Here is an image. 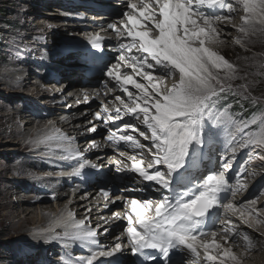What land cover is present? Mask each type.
I'll use <instances>...</instances> for the list:
<instances>
[{
	"label": "snow or ice",
	"instance_id": "obj_1",
	"mask_svg": "<svg viewBox=\"0 0 264 264\" xmlns=\"http://www.w3.org/2000/svg\"><path fill=\"white\" fill-rule=\"evenodd\" d=\"M237 2L245 13L239 31L244 36L258 30L264 33V0ZM226 7L230 10L225 0H131L129 11L118 21L119 26L117 23L108 25L119 38V55L115 63L105 64L101 69L109 78L103 81V95L118 88L126 96L115 95L114 101H118V105L109 108L104 104V115L101 112L94 115L97 119L112 121L122 120L124 116H131L134 121L142 120L145 131L134 122L125 121L110 131L107 139L147 149L151 162L144 165L143 153L139 154L140 159L130 155L127 157L130 165L120 167L122 161H117L116 171L127 169L137 173L143 180L154 182L164 193L155 201H127L130 206L127 243L132 255L141 257L143 264H183L182 260L173 259L174 252H190L199 257L201 249L208 261L225 264L231 260L233 264H239L233 250L216 241L215 231L202 230L213 221L221 193L229 188L226 171L231 168L235 153L249 146L264 147V114L259 119L237 121L229 111L230 104L216 107L226 99L228 92L257 102L251 92L253 82L247 80L250 74L238 75L237 66L210 47L218 42L215 21L230 18L217 14V10ZM236 42L240 44L242 40L238 38ZM90 43L96 49H102L103 38L93 34ZM94 59L104 63L103 57ZM168 79L175 81L171 87L167 85ZM237 79L245 83L233 85L232 81ZM109 83H113V87L109 88ZM93 91L96 95L101 94L99 88ZM84 95L87 99V90ZM225 129L234 143L230 145L232 157H222L224 170L210 171L202 177L194 175L204 160L205 146ZM90 130L95 131V128ZM133 132L149 140L151 146L142 144ZM237 132L242 133L239 141H236ZM51 141L63 146L65 154L61 159L76 161L68 175L78 176L86 166L96 167L83 159L82 152L67 136L57 131L39 142ZM242 187L237 184L233 190ZM226 207L236 206L228 204ZM68 215L66 230L59 239L96 245L98 250L90 251L79 261L65 259L63 264H95L99 257H112L123 252V241L119 238L111 247L99 248L98 233L85 220H76L72 213ZM249 215H252L251 211ZM223 231L236 235L234 225ZM207 236L213 237L211 242H204ZM243 239L251 248V238L244 234ZM225 240L227 242V237ZM210 249H222V252L217 256Z\"/></svg>",
	"mask_w": 264,
	"mask_h": 264
},
{
	"label": "bare ground",
	"instance_id": "obj_2",
	"mask_svg": "<svg viewBox=\"0 0 264 264\" xmlns=\"http://www.w3.org/2000/svg\"><path fill=\"white\" fill-rule=\"evenodd\" d=\"M45 1L46 0H33L30 3V5H28V6L25 5L23 8L25 10L23 14L29 15L30 13H33V14L27 16V17H31V16L33 17V18H30L28 20V22H30L31 19H34V18L36 19V17L34 16L36 14H38V15L42 14V15L47 17V18H40V20H38L39 22L36 25L37 31H41V30L45 31V32H40L42 34H41L40 38L37 39L38 42H28L27 43L28 46L32 45V46L39 47V48L28 47L31 49V50H29V51H31L30 53L33 52L34 55H36L37 58H39V59H41V57L45 59V60H43V59L39 60L41 62L34 63V65L36 67L41 68L40 71L37 73L35 69L30 68V63H31L30 61H37V59L35 57L30 58L29 61H27V62H22L20 60H19L20 63H18V64L13 62L10 65L8 64L9 66H8L7 71H4V70L0 71L1 81L5 84L6 87H8L10 89H21V90L25 91V90H27V88H26L27 86H25L24 85L25 83H23V82H25L26 80H29L30 87L28 88V90L32 92L33 98L30 100L31 103L27 102L26 104H24V106L19 108L16 112L12 111L10 113H4V114L0 113V120H1V122H3L1 124V129H3L4 131L6 129L11 130V132H13V134H15L16 137L24 138L23 141L25 143H23V144L26 145V147H35V148L38 147V149L41 153L46 154L45 157H48L47 158L48 162L49 161L53 162V165L49 164L48 162L42 163V164L44 166L50 168V170H51L50 173L52 175H55V176L57 175V176L56 177L53 176L51 178L45 177V178L41 179V178H39L40 173L38 171H35V169L31 170L29 167L30 165L28 166L25 162L22 163L21 165L18 164V166L16 167V169H17L16 172L18 171L17 173H19V174L23 172L22 175H26V177L29 176L30 179H32L31 182L38 181L40 186H42V190L49 191L48 193H51L53 196H55V199L57 200L56 210L58 212L61 213L65 209H67L68 214H69V212L72 213L76 210V220H78V221L84 220V218L86 217L85 223L91 229H95V227H98L100 233L103 231L109 230L110 231L109 232L110 237L109 236L97 237L98 240H101L100 242L98 241L99 247L104 246V247H101L104 249L111 247L112 245L115 244L112 241V240H114V238L111 239V235L112 234L113 235H118V234L122 235V238L120 239V241L125 240L124 242H126V244H124V242H123V246H124L123 252L117 253L118 257H116V256L99 257L97 259V261L95 262V264H97V262H103L102 264H108L105 262L106 259H111V260H108L109 264H116V263H118V260H122L123 261L122 264H137L134 256L132 255L131 251L128 249L127 238L124 236L125 232H122V234L119 233V231H121L122 227L128 225V223H129L128 219H127V215L130 212V206L128 205L127 201L129 199H140V200L152 199L154 201L159 200L161 198V195L164 194V193H162V190L159 189V186H157L154 182H148V181L143 180V178L140 177L137 173H134L135 176H133L131 178L130 183L134 184L136 187L140 185V187L139 188L133 187L132 189L127 190L124 186H122L123 183L120 181V178L123 175H126V176L131 175L130 174L131 171L125 172V170H124L120 173V175L118 174L117 176L112 177L111 175H112L113 168L109 167L108 172L106 170L105 171L102 170L101 172L99 170H96L100 173L94 172V175H98V176L93 177V173H92L93 169L85 167L83 169V171L81 172V175L83 176L84 182H86L88 184V186H92L89 184L93 183V187H92L93 190L91 191L93 193L91 194V197L89 199H86L87 197L85 198V196H83V195L80 196L77 194L74 196L73 204L71 206H67L68 202H66V200L62 201V199L66 196L70 197V195H68V194L72 193V191H71L72 188L71 189L69 188L71 186L69 185L68 182H69V179H71V178H70V175H68V173L72 171L73 167H75L76 161L75 160L61 159V156L65 154L62 151L63 146L57 144L55 141H51L48 143H41V142H39L40 140H38V142L41 144H36V141L34 140L38 137L41 138L44 136L47 137V136L55 135L58 131L59 134L67 136L73 142L74 141L79 142L80 140H86L85 142H95V146H93L92 144H91L92 145L91 146L89 143H87L84 146V147H87V145H90L89 149H87L86 152H83V149H82L83 147L80 148L79 147L80 145L79 146L76 145V147L79 148V150L82 152L83 159L85 161H87V160L91 161L94 158H97L98 161L100 160V162L101 161L105 162L107 160V158H109V155H110L111 151H113L114 147H118V148L121 147V149H123L125 151V153L128 154V156L137 155V158L140 159L141 157L139 154L143 153V157H145L146 154L144 152L140 151V149H137V148H134L130 145H127V143H125V144H123L121 142L109 143V140L105 139V137H103L105 134V131H107V129H108L107 127H105V125L107 124V120L97 119L94 114L96 112H101V114L103 116L104 114L101 111V109H102V106L104 104H107L109 108H113V106H114V104H112V102L114 101V95H112L110 93L107 96L103 95V92H102V91H104L103 90V88H104L103 83H101L99 87H100V90L102 92L101 100H102V102H105L104 104L102 102H100V99L92 100V96L95 95L93 89L98 88L94 85H87L86 87L81 88V90L84 89V91H83L84 93H85V90L88 91V98L87 99H85L84 94H82V93L78 94L79 91H76L75 95H71L69 93V92L72 93L75 89H77L80 86L79 80L74 79V76H75L74 71L75 70L80 69L83 72H85L86 70L99 72V71H101L102 67L103 68L105 67V64L115 63V60H114V62H112V61H113V59H115L116 54H117V46L119 43V38L118 37H116V39L112 38V44L110 43V40H109V42H107V45L105 46V48H103L104 47L103 46L104 40H103L102 49H96L90 43V37L93 34H99L102 38H105L107 36V32L110 35H111V33L116 34L112 29H110L108 27V25L110 23H117L118 24L119 19H117V16H119L121 14V11L113 9V8L115 5L116 6L121 5L120 10H122V8H126V10H127L129 3H127L126 0H115V2H111V0H59V1H61V4L58 6L57 2L59 3V1L58 0H52L51 3L53 5H55V6H52L49 3H45ZM49 2H50V0H49ZM79 2H81L80 5H78ZM225 2H226V5L230 6V10H229V8L223 9V10H217V14L220 15L221 17H230V18H227V19L222 18L218 21H215V26H216L217 32L219 33V36L217 37L218 42L213 44V45H210V47H212L213 50L217 51L220 54L224 53L226 48L229 45V41L227 40V38H225V36L242 38L246 42L253 43L260 38V34H261V32L259 30L255 33H249L247 36H244V34L241 32L238 34H234V33L232 34L230 32L231 31V25H229V24L237 25L240 27L242 24L241 17L245 13L243 11H238L237 9H233L237 5L240 7V4L237 2V0H225ZM94 3L95 4H102L103 6H105L107 8L108 11H110V14H107V12H108L107 11V12H104V14H99V16H98V17H100V19L98 18V20H105V17H107L109 19L108 22L96 21L95 23H91V24H89V26H87V21H89V19H86V18H87V16L92 15V14L87 13V12L82 14V16L80 17V20L78 22L69 21V19L74 20V15L77 13L76 10H78V9H84L86 7L87 9L91 8L92 10H96L93 7ZM38 6H42V8H44L45 11L39 12V13L35 12V8ZM55 11H56V13H53ZM79 11H85V10H79ZM52 15H53V19L48 18V17H52ZM63 15L66 16V20H68V21L67 22L62 21L63 23L58 22L57 19ZM102 15H104V16H102ZM106 15H108V16H106ZM118 26H119V24H118ZM97 27H98V29H96ZM75 31H78V32H75ZM36 33L37 32H35L33 34H36ZM67 33H76V34L80 33V36L78 35V37H77V35H75L76 38H78L77 40H75V41L70 40L69 42H65V43H64V41H62V44L61 43L57 44L58 40H55L54 44L52 42H49V41H51V37L54 39H56V37H58V38L62 37L63 38L64 36L67 35ZM51 44L53 46H51L49 48H51V50H52V48L54 47L53 49H55V50H54V52L52 51L53 53H51L50 50H49L50 52H48V50L44 49L45 45L50 46ZM65 44H66V46H64V50L69 49L71 51V53L67 54L66 57H63L62 59L59 60L58 58H60L61 55H63L62 54L63 50L58 51L59 49L57 50V48L59 47V45L63 46ZM111 45L114 46L115 50H113V51L115 53L109 51L110 50L109 47H111ZM68 47H70V48H68ZM35 52H36V54H35ZM118 55H119V53H118ZM98 57L104 58L103 64L98 63L96 61V59H94V58H98ZM55 58H57V59L55 60ZM91 60H93V62H95L93 65L91 64ZM18 65H20V68ZM100 65H101V67H100ZM21 66H22V68H21ZM52 73H55V76H57V77H55L53 79V83L50 84ZM46 74L48 75V77L45 79ZM58 75H60V77H58ZM103 76H105L103 74V72L96 74L95 79L93 81L99 82L100 78ZM105 79H107V78H105ZM137 79L144 82V83H147L146 81H143L142 78H140V77H137ZM176 79H178V76L176 77ZM61 80L65 81L64 87H62V88H60L61 87V84H60ZM39 81H43L44 85L40 84ZM174 82H175L174 80L168 79L167 80L168 87H171V85ZM113 83H109V88L113 87ZM59 84H60V86H59ZM54 85H55V87H54ZM71 87H73V88L71 89ZM51 88H54V89L56 88V89L55 90L53 89V91H52ZM132 91H135V89H132ZM17 92H18V90H17ZM67 92H68V94L66 95ZM60 94H62V95H60ZM63 95H66L65 99H61V97H63ZM115 95H122L123 96V94L120 91H118V93H116ZM76 98L79 100H82L83 102H80V103L77 102ZM38 100L39 101L45 100L43 102L47 105L50 104L51 101H54L55 104L57 103L56 107L58 109H60V111H62L61 115H64V117H61V119H59L56 123H55V121L54 122L51 121L52 117L49 118L51 120H49V119L43 120L44 118L40 119L39 116H36L33 112L30 111V108L31 107L34 108V105H36L39 102ZM115 102H116L115 104L118 105V103H117L118 101H115ZM71 103H73V104H71ZM54 107H52V108H54ZM12 108H14V107H12ZM83 109H84V111H83ZM51 112H52V110L50 109V113ZM45 113H48V112L46 111ZM42 116H44V115H42ZM90 117H92V118L89 120L90 122L87 123L86 121ZM45 118H46V116H45ZM93 118L95 119V121L93 120L94 122L91 125V121ZM55 119L57 120V118H55ZM125 121L134 122L140 128V130L145 131V128L142 124V120L134 121L133 118L130 116ZM125 121H123V123ZM112 122L113 121L111 120L109 125L110 124L114 125ZM36 124L38 126L36 127V130L34 131L33 126ZM94 125H100L102 127L97 128L95 131H93L91 133L83 134L84 132L89 131L90 129L94 128ZM2 132L3 131L0 130V133H2ZM135 136L137 137V135H135ZM235 136H236V141H239L241 136H242V133L237 132V133H235ZM138 137H140L139 134H138ZM232 143H234V141L230 140V138L228 136L227 129L220 132V135L218 138L214 139L210 145L205 146V148H204V152H205L204 160L202 161L200 168L194 172V175L202 177L203 175L208 174L210 171H222V170H224L223 168L221 169V168L215 167L214 165H216V163L212 166V168H214V169L211 168V165L214 163V161H217L218 159H222V157H224L225 155L232 157L233 154L230 151V145ZM149 144L151 145V142ZM55 149H56V151H55ZM100 151H101V155L91 158L93 155L99 154ZM262 151H263L262 147L257 148L255 146H252L249 149V154L246 153L244 155L245 157L242 160H240V163L245 158H247V160H246L247 162H245L246 164L253 162L254 160L259 158L261 153H263ZM237 152L235 153V158L232 160L231 168L226 171V175L229 178L230 183H229V188L225 192L221 193L220 202H222V207L219 208V206H218L214 210V219H213V221L208 222V223H211L210 226L211 225L213 226L211 231H216V232L219 231V234H221L223 231L220 228L217 230L215 229V226H216L215 221L217 219L219 220L218 217L221 215V213L223 214L225 212L224 209L226 208V205L230 204V202L235 200V198H236L237 203L241 204V203H243V201L246 200V198H248L246 196H252V197L256 196L257 197L258 191H256L254 193L253 192L254 189H256L260 185L264 184V178L262 180H260V179H258L259 175L256 176L258 173L255 172L256 175H254V174L253 175L252 174L247 175L244 171H243L242 176L238 179H235V181L233 182V175L235 177L236 172L231 174L232 169L235 166V164L238 162V160L240 158H242L241 157L242 153L237 155ZM47 155H49V156H47ZM208 156H211V157L208 158ZM41 158L42 157L40 156L39 159H41ZM146 161H147V163L151 162V160H148V159H146ZM44 162H45V159H44ZM240 163H239V165H240ZM35 166H37V165H33L32 168H34ZM242 168L245 170H248V167L245 165H243ZM43 171H44V169H43ZM44 173H46V172H44ZM79 176L80 175H78L77 177L79 179H81L80 178L81 176L80 177ZM248 177H251V178L254 177V179L252 181L248 179L249 180L248 181L247 180ZM35 178H39V179L35 180ZM52 179L59 180V183L54 182ZM29 181L30 180H28L27 182H29ZM62 181H64L63 183H64L65 188H62L63 187ZM27 182H25L24 184H23V182H21L20 185H25V184H27ZM75 182H77V181H75ZM237 184H242L243 187L240 188L239 190L234 191L233 188ZM83 187H85V186L83 185ZM68 189H70V190H68ZM80 190L83 192L82 189H79L76 191H80ZM261 190H263V189H261ZM105 193H107V195H105ZM98 194H99V196H98ZM235 194H238V195L242 194V195L240 197H238V195H235ZM251 194H253V195H251ZM96 196L98 197L97 199L100 200V202L96 203V204L91 203V200L94 199ZM231 197H232V199H231V201H229V199ZM47 198L48 197L46 195L43 199L46 200ZM259 198H260V196H259ZM38 199H40V198H38ZM124 199H125V201L122 203V201ZM237 199L239 200V202ZM41 202H42V200H41ZM80 203H83V204H80ZM86 203L87 204L90 203V205L85 206ZM103 204H104V206H106V208H109V209L114 208L116 212L112 211L111 216H107V212H105L104 209L101 208V207H103ZM258 204L260 205V207H264V198L259 200ZM36 209L38 211L42 212L41 215H42L43 219L46 221L45 223H47L51 219L53 220V218H55V216H59V214H60L59 213L55 216H52V214H51L52 212L49 209V206L48 207L38 206ZM87 209H88V211L86 214ZM89 209H91V210H89ZM244 209H246V208H244ZM244 211L246 212V210H244ZM234 212H236V214L238 213L237 214L238 216L241 215L242 218L247 223H249V225L252 226L253 230L256 231V233L259 231L264 235V216L261 217L260 219H259V216L257 218L252 217L250 215H247V212L244 213L238 207H237V210ZM262 214L264 215V213H262ZM66 216H68V215L63 216V217H65L63 221H59V225H61L62 227L57 226L58 229H56L55 232H52L53 234L58 235V233H64V230H66V229H65V226H63V224H65L66 221H68V218H66ZM223 216H224V214H223ZM105 217L108 219L112 218L114 223H116L111 227L112 229H109L110 227L108 225L100 226L99 220H104ZM13 218L15 219L17 217L14 216ZM61 219H63V218H61ZM30 220L27 217H24L23 219H21V221H22L21 222V228L23 229L25 227V225L28 224V222ZM234 221H235V219H234ZM25 222H26V224H25ZM204 227L205 226L202 227V230L207 232V229H205ZM236 228L237 229H235V233H236L235 236L233 235L232 232L227 233L226 237H227V239H230V243L232 241L237 240V235H239V233L241 234V237L244 236V234H247L251 238V241H252V247L248 248V249H251V250H249V253H248L247 249H246L247 246L244 245V244H246L245 240L242 241V239L239 238V243L237 244V246L242 247V248L245 247L244 250H241L240 252L238 251L239 254L236 253V256L238 257V260H239V264H262L263 260H264V242H263V239L258 238L257 235L255 234V232H252V231L249 232L243 226H239V227L237 226ZM19 229H20V227H19ZM126 230H127V227H126ZM52 231H54V229ZM211 231H208V232H211ZM50 234L51 233H48V235L46 234V236L50 237V238H47L48 242L46 244H45V241H40V243H42V244H40L39 247H42L43 251H45L47 249V247H49L50 250L53 249L54 253L59 252L57 249H61V250H64L66 252H69V253L78 252V253H81L79 255H83L82 253L85 252L84 249L91 247V245H85V244L80 243L79 241H69L72 243V246L64 249L62 247H59V245H57V243H56V242H58L59 238L58 239H56V238L52 239V236ZM217 236H219V235H216V237ZM114 237H117V236H114ZM39 239H41V237ZM212 239H213L212 236H207L205 238L204 242H211ZM37 242H39V241H37ZM222 242L220 243L221 245H222ZM95 246L96 245H94V247H93L94 250L97 249ZM232 246L236 247L234 245H230L231 248H232ZM176 253H181V252H176ZM182 253H184V256L180 260L183 261V259H184L183 264H193V263H188V262H196V263L198 262V261H195V259H190L187 262L186 261L187 259H185V257L189 256L188 252H182ZM32 257H34V256H32ZM32 257L26 259V261H21L19 264H35L34 263L35 258H32ZM35 257H36V255H35ZM67 257L68 256H66V258ZM69 259L71 261H73L71 258H69ZM174 259H178V258H174ZM198 260L201 262V264H212V263L219 264V262L207 261L206 259H203V258L198 259ZM227 261L229 264H233V262L231 260H227Z\"/></svg>",
	"mask_w": 264,
	"mask_h": 264
},
{
	"label": "rangeland",
	"instance_id": "obj_3",
	"mask_svg": "<svg viewBox=\"0 0 264 264\" xmlns=\"http://www.w3.org/2000/svg\"><path fill=\"white\" fill-rule=\"evenodd\" d=\"M32 1L33 0H0V8L4 12L2 15H0V33L5 31L4 28L1 27L2 22L9 21L12 24V26H14V27H16L18 29V32L23 34V36H21V38L23 40H25L27 43L28 42H38L37 39L40 38V36L42 34L40 32H45V31H42V30L41 31H37L36 30L37 29L36 25L39 22L38 20H40V18H47V17L42 15V14H40V15L36 14V15H34L36 17V19L35 18L31 19V21L28 22V20L30 18H33V17L32 16L31 17H27V16H29V15H31L33 13H30L29 15L28 14H23L24 11H25L23 8H24L25 5H27V6L30 5V3ZM51 1L52 0H50V2H49V0H46L45 3H49L52 6H55V5H53L51 3ZM111 2H115V0H111ZM60 4H61V1H59V3L57 2L58 6ZM113 9L121 11V14L119 16H117V19H119V20L122 18L123 13L129 11V9L126 10V8H122V10H120L121 9V5H118V6L115 5ZM225 9H228V7L225 8ZM233 9H237L238 11H243V8H242L241 5H240V7L237 5ZM44 11L45 10H44V8H42V6H38V7L35 8V12H37V13L44 12ZM53 13H56V11L53 12ZM62 17L63 16H60V18L57 19L58 22H62V21L63 22H67L68 21V20H66L65 17H63V18ZM48 18L53 19V15H52V17H48ZM229 25H231V31L230 32L232 34L233 33L234 34L240 33V31H239L240 27L239 26L233 25V24H229ZM35 32H37V33L33 34ZM75 32H78V31H75ZM5 33H6L5 35H8V32H5ZM75 35H77V37H78V35L80 36V33H78V34H76V33H67V35L64 36L63 38L62 37H59V38L56 37V39L51 37V41H49V42H52L54 44L55 40H58L57 44H59V43L62 44V41H64V43L65 42H69L70 40H72V41L74 40L75 41V40L78 39V38H76ZM114 35H111V37L116 38L117 35L116 34H114ZM225 38H227V40L229 41V45L226 48L225 52L222 53L221 55H223L227 60H229L231 63H233L234 65L237 66V68L239 70L238 71V75L244 76L246 73L250 74V75H248L247 80L250 81V82H253L252 83V87H251V92H252L253 96L257 97V102L253 103L251 99H243L241 96H234V95H232L231 92H228V93L225 94L226 95V99L221 100L216 105V107L220 108L222 105L230 104L231 107H230L229 111L233 114V118L235 120H237V121H248V120H250L252 118L259 119L261 114H264V33L261 32L260 38L258 40H256L255 42H253V43L246 42L244 39L239 38V39L242 40V43L238 44L236 42L238 38H236V37L225 36ZM7 42H9V40H8V38H6V36L3 37V38H0V71H2V70L7 71L8 66L10 64H12L13 62L18 64L21 61L20 59H19L20 60L19 61L17 59V57H16V54L21 53V51L14 49L12 46H8ZM51 46H53V45L52 44L50 46H46L45 45L44 46L45 48L44 47L43 48L45 50H48V52L51 51V53H53L55 49H53L54 48L53 47L52 50H51V48H49ZM64 46H66V44L63 45V46L59 45V47L57 48V50L59 49L58 51H60V50L62 51L63 50L62 51L63 55H61V57L58 58L59 60L62 59L63 57H66L67 54L71 53V51L69 49L64 50ZM29 47H31V48H34V47L35 48H39L37 46H32V45H29ZM68 48H70V47H68ZM117 56H118V53L116 54V57ZM116 57H115V59H113L112 62H114V60L116 62ZM42 59L45 60L44 58L41 57L40 60H42ZM56 59L57 58H55V60ZM23 62H26V61H23ZM30 62H31L30 68L35 69L36 72L38 73L41 68L36 67L34 65V63L41 62V61L37 60V61H30ZM31 65H32V67H31ZM18 66L20 68V65H18ZM21 68H22V66H21ZM80 71H81L80 69H77V70L74 71V74H79ZM51 75H52V77H51V80H50L51 83L49 82L50 84H52L53 83V79L55 77H57V76H55V73H52ZM47 77H48V75L47 76L45 75V79ZM58 77H60V75H58ZM39 82H40V84H43V81H39ZM23 83H25L24 85L27 86L26 87L27 90H25V91H23L21 89H10V88L6 87L5 84L0 79V113L4 114V113H10L12 111L16 112L19 108L24 106V104H26L27 102L31 103L30 100L33 98V94H32L31 91L28 90V88L30 87L29 80H26ZM242 83H245V81L239 80V79L232 81L233 85H239V84H242ZM60 84H61L60 88L64 87L65 81L61 80ZM60 84H59V86H60ZM54 87H55V85H54ZM129 87H131V86H129ZM72 88L73 87H71V89ZM53 89L54 88H51L52 91H53ZM17 90H18V92H17ZM130 90H132V88H130ZM118 91H120V90L117 88V90L115 92H110V94L115 96V94L118 93ZM69 93H71V92H69ZM62 94H60V95H62ZM67 94H68V92L66 93V95ZM66 95H63V97H61V99H65ZM125 95L126 94H123V96H125ZM98 99H100V102H102L101 96L98 97ZM43 101H45V100H40L36 105H34V108L33 107L30 108V111L33 112L36 116H39L40 119L44 118L43 120H48L49 118L52 117V120L51 119H49V120H51L53 122L55 121V123L59 119H61V117H64V115H61L62 111H60V109H58L56 107L57 103L55 104L54 101H51L50 102L51 105L50 104L47 105ZM76 101L79 102V103L83 102L82 100H79L77 98H76ZM102 103L104 104L105 102H102ZM115 103H116L115 101L112 102V104H115ZM117 103H119V102H117ZM71 104H73V103H71ZM12 107H14V108H12ZM52 107H54V108H52ZM248 108L250 110H253L254 112L251 111L253 113H251V112L250 113H246L248 111ZM50 109L52 110L51 113H50ZM44 111L45 112L47 111L48 113H45ZM83 111H84V109H83ZM101 111H102V109H101ZM42 115H44V116H42ZM45 116H46V118H45ZM128 117H130V116H124L122 120L113 121L112 123L114 125H112V124L109 125L111 120H107V124L105 125V127H107L108 129H107V131H105V134H104L103 137H105V139H107L110 131L114 130L118 125H123V121H125ZM55 118H57V120ZM91 118L92 117H90L86 122L89 123L90 122L89 120ZM93 120L95 121V119L94 118L92 119L91 125L94 122ZM2 123L3 122H1V120H0V130L5 133V134L3 132L0 133V264H19L21 261H26V259H28V258H30L32 256H34L32 258H35V261H34L35 264H63L65 259L71 258L73 260V262H75V261H79L81 259V257H85V256L89 255L90 251L94 250V248H93L94 245H91V247H88V248L84 249L85 252L82 253L83 255H79L81 253H78V252L69 253V252H66V251L61 250V249H57L59 252H55L54 253L53 249L50 250L49 247H47V249L45 251L42 250V247H39L40 244H42V243H40V241H45V244L48 242L47 238H50V237L46 236V234L48 235V233H51L50 235L52 236V239L53 238L54 239L55 238L58 239L59 237H62L64 235V233H58V235H56V234H53L52 232H55V230L58 229L57 226H61V225H59V221H63L64 220L65 217H63V216L64 215H68V210L65 209L61 213L58 212L56 210L57 200L55 199V196H53L51 193H48L49 191L42 190V186H40L38 181L31 182L32 179H30L29 176L26 177V175H22L23 172L20 173V174L17 173L18 171L16 172V170H17L16 167L18 166V164L21 165L22 163L25 162L28 166L30 165L29 167H30L31 170L35 169V171H38L40 173L39 178H41V179H43L45 177L51 178L53 176L54 177L57 176V175L56 176L52 175L50 173L51 172L50 168H48V167H46V166H44L42 164V163H47L48 162V160H47L48 157H45L46 154L41 153L39 151L38 147H36V148L35 147H26V145L23 144V143H25L23 141L24 138L16 137L15 134H13V132H11V130H9V129L8 130L6 129L5 131L3 129H1V124ZM37 126H38L37 124L33 126L34 131L36 130ZM99 127H102V126L94 125L95 130L97 128H99ZM91 132H93V131L89 130V131L84 132L83 134L91 133ZM132 134L134 136L137 135V139H139L142 144L151 146L149 144L150 141L149 140H144L143 137H141V138L138 137V133L133 132ZM45 137L46 136L41 137L42 139L40 137H38V138H36L34 140L36 141V144H41V143L38 142V140L41 141ZM85 141L86 140H80L79 142H77V141H74V142L72 141V142H73L75 147H76V145H78V146L80 145L79 146L80 148L83 147L82 148L83 152H86V150L89 149L90 145L91 144L93 145V142H85ZM112 142H114V141H109V143H112ZM121 142L125 143L123 141H121ZM87 143H89L90 145H87V147H84ZM242 150H243V148L240 149L237 152V154L241 153ZM55 151H56V149H55ZM101 151H100L99 154L93 155L91 158L101 155ZM140 151H142V152H144L146 154L145 157H143L144 165L146 166L148 164L146 159L151 160L150 159L151 156L148 154L147 149H140ZM121 153H125V151L123 149H121V147L120 148L114 147L113 151H111V153L109 155V158H107V160L105 162L101 161L102 162L101 163L100 160L98 161L97 158H94L91 161L87 160L88 162H90V164L96 165V167L86 166V168H92L93 169L92 170L93 177L98 176V175H94V172H96V173L98 172L96 170H99L100 172L102 170H104V171L106 170L108 172L109 167L113 168L112 175H111L112 177H114L115 175H118V174L120 175V173L122 171H120V172L116 171V168L118 167L117 161H122V163L119 165L120 167H124V164H129L130 165V163H131L127 159L128 154L125 153L124 156H121ZM261 154H263V153H261ZM40 156L42 157L41 159H39ZM47 156H49V155H47ZM210 157L211 156H208V158H210ZM44 159H45V162H44ZM218 161H220V160L214 161L212 166L215 163H218ZM48 163L53 165V162L49 161ZM33 165H37V166L32 168ZM43 169H44V171H43ZM239 169H241V168H239ZM126 171H129V170L125 169V172ZM255 171L258 174L256 175L255 172H252V174H254L256 176L259 175L258 179L260 178L262 180L264 178V174H262L261 172L264 171V163L261 166L257 167ZM44 172H46V173H44ZM100 172H98V173H100ZM247 175H248V173H247ZM80 176L79 177L81 179H79L77 176L70 175L71 179H69L68 183L71 186L69 188L70 189L72 188L71 189L72 193L68 194V195H70V197L66 196V197H64L62 199V201L66 200V202H68L67 206H71L73 204L75 195H77V194L80 195V196L83 195V196H85V198L87 197L86 199H89L91 197V194L93 193V192H91L93 190L92 189L93 183L89 184V185H92V186H88V184L86 182H84L83 176L81 174H80ZM39 178H35V180L39 179ZM235 178L233 177V182L235 181ZM248 179L252 181L254 179V177L253 178L248 177L247 180ZM28 180H30L29 181L30 183L27 182ZM52 180L54 182H58L59 183V180H54V179H52ZM75 181H77L78 183L75 182ZM21 182H23V184L25 182H27V184L20 185ZM63 182L64 181H62L63 187L62 186L61 187L65 188ZM83 185L85 187H83ZM260 188L263 189V190H261ZM70 189H68V190H70ZM79 189H82L83 192L81 190H80L81 192L80 191H76V190H79ZM256 191H258L257 197L256 196L255 197L254 196L253 197L252 196H246L248 198H246V200L243 201V203H241V204L237 203L236 198H235V200L231 201V199H232V197H231L229 199V201H231L232 203L230 202V204H233L236 207H234L232 209H228L226 207L224 209V211H225L223 213L224 216L221 213V215L218 217L219 220L217 219L215 221V225H216L215 229L217 230V229L220 228L223 231V228H225V227L231 228L234 225L235 229H237L236 228L237 226L238 227L239 226H243L249 232H251V231L255 232L257 237L263 239V242H264V235L261 232H259V231L256 233V231L253 230L252 226L249 225V223H247L242 218L241 215L238 216L237 215L238 213L236 214V212H234V211L237 210V207H238L244 213L247 212V215H249V211H251L252 212V215H251L252 217H256L257 218L259 216V219L261 217H263L264 215L262 213H264V209H263L264 207H260V205L258 203H259V200L264 198V184L260 185L256 189H254L253 192L255 193ZM46 195L48 197L47 198L48 200L47 199L46 200L43 199ZM235 195H238V194H235ZM241 195L239 194L238 197H240ZM251 195H253V194H251ZM98 196H99V194H98ZM259 196H260V198H259ZM38 198H40V199H38ZM97 198L98 197L96 196L94 198L95 200L92 199L91 203H95V204L99 203L100 200H98ZM41 200H42V202H41ZM238 202H239V200H238ZM80 204H83V203H80ZM88 205H90V203L89 204H87V203L85 204V206H88ZM38 206H45V207L49 206V209L52 212L51 213L52 216H55V215H57L59 213L60 214H59V216H55V218H53L54 221L51 219L50 221L45 223L46 221L43 219V217L41 215L42 212L38 211L36 209ZM221 207H222V202H220V205H219V208H221ZM243 207L246 208V209H244ZM89 210H91V209H89ZM244 210H246V212ZM87 211H88V209L86 210V214H87ZM69 213H71V212H69ZM72 214H73L74 218L76 219V210L74 212H72ZM14 216L17 217V218L14 219L13 218ZM24 217L29 218V220L31 218L32 219L28 222V224H26V222H25L26 225L22 229L21 228V222H22L21 219H23ZM61 218H63V219H61ZM66 218H68V220H69V215L66 216ZM85 218H84V220H85ZM234 219H235V221H234ZM229 221H231V224H229ZM65 224H63V226H65ZM19 227H20V229H19ZM126 227H128V225L123 226L121 231H119V233L122 234V232H125L126 231ZM53 229H54V231H52ZM64 232H65V230H64ZM107 232L108 231H103L101 233L99 232L98 233V237L99 236H101V237L109 236L110 237L109 234H106ZM216 233H218L217 235H219V236L215 237L216 241L218 243H221L223 241L222 245L224 247H226V248L232 249L235 254L236 253L239 254V252L241 250H244V248H245L244 246H243L244 248L237 246V244L239 243V238L242 239V241L244 240L243 236L241 237L240 233H239V235H237V240L232 241L231 243H230V239H227V242L225 240V237L227 236V233L225 234L224 231L222 232L223 234L222 233L219 234V231H217ZM114 236H116V235H113V234L111 235V239L114 238V240H112L114 243L117 242V238H119V240H120V236L122 238V235H120V234L117 237H114ZM40 237H41V239H39ZM37 241H39V242H37ZM98 241L100 242L101 240H98ZM56 243H57V245H59V247H62L64 249H66L67 247L72 246L71 242L63 240V239H58V242H56ZM246 244H244V245L247 246ZM230 245H234L236 247L232 246V248H231ZM95 247L97 248V246H95ZM101 247H104V246H100L99 248H101ZM123 248H124V246H123ZM248 248L249 247L247 246L246 249H247V252L249 253V250H251V249H248ZM96 250H98V249H96ZM221 250L210 249L209 251L213 255H217L218 254L217 256H219L221 254V252H222ZM35 255H36V257H35ZM117 255L118 254H116L115 256L118 257ZM66 256H68V257L66 258ZM199 258L200 259L203 258V259L207 260L206 254L203 252V249L201 250V255L199 256ZM185 259H186V257H185ZM189 260L190 259H187L186 261L188 262ZM196 261H198V262L197 263L196 262H188V263L201 264V262L199 260H196ZM212 262H219V261H212ZM212 264H214V263H212ZM225 264H229L228 261H225ZM262 264H264V260H263Z\"/></svg>",
	"mask_w": 264,
	"mask_h": 264
},
{
	"label": "trees",
	"instance_id": "obj_4",
	"mask_svg": "<svg viewBox=\"0 0 264 264\" xmlns=\"http://www.w3.org/2000/svg\"><path fill=\"white\" fill-rule=\"evenodd\" d=\"M1 11H2V12H1ZM3 13H4L3 10H1V8H0V15H2ZM2 23L12 25L9 21H4V22H2ZM251 111H253V110H250V109L248 108V111H247L246 113H250ZM253 112H254V111H253ZM253 112H251V113H253Z\"/></svg>",
	"mask_w": 264,
	"mask_h": 264
},
{
	"label": "clouds",
	"instance_id": "obj_5",
	"mask_svg": "<svg viewBox=\"0 0 264 264\" xmlns=\"http://www.w3.org/2000/svg\"><path fill=\"white\" fill-rule=\"evenodd\" d=\"M2 25H9V24H4V23H2ZM2 25H1V27H2ZM1 34V33H0Z\"/></svg>",
	"mask_w": 264,
	"mask_h": 264
}]
</instances>
